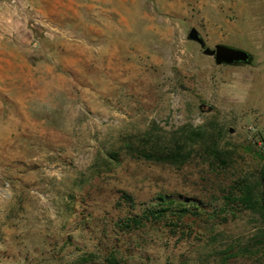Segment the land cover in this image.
<instances>
[{"label":"rangeland","instance_id":"rangeland-1","mask_svg":"<svg viewBox=\"0 0 264 264\" xmlns=\"http://www.w3.org/2000/svg\"><path fill=\"white\" fill-rule=\"evenodd\" d=\"M260 153L264 0H0V264H264L251 212L207 239L117 227L160 196L230 213Z\"/></svg>","mask_w":264,"mask_h":264},{"label":"trees","instance_id":"trees-1","mask_svg":"<svg viewBox=\"0 0 264 264\" xmlns=\"http://www.w3.org/2000/svg\"><path fill=\"white\" fill-rule=\"evenodd\" d=\"M178 155L179 153H175L174 158ZM215 155L219 156V153L215 152ZM258 157L260 169L242 177V180L234 181L223 191V205L224 208H230V213L220 210L214 204L205 203L203 199L160 196L157 202L151 203L140 213H133L119 220L117 222L119 232L132 235L162 228L168 232H180L181 229L189 231L195 228L193 225H196L200 230L198 233L203 236L202 238L207 239L205 236L213 233L215 227L234 220L237 212H251L264 224V155L260 153ZM123 200L130 204L134 202L133 198L126 194ZM254 239L257 244L264 247V231L257 234ZM249 249L245 247V250ZM118 252L108 254L105 261L118 264Z\"/></svg>","mask_w":264,"mask_h":264},{"label":"water","instance_id":"water-1","mask_svg":"<svg viewBox=\"0 0 264 264\" xmlns=\"http://www.w3.org/2000/svg\"><path fill=\"white\" fill-rule=\"evenodd\" d=\"M188 39L199 43L204 55L214 58L218 65L248 64L252 61L250 53L242 49L226 45H217L214 49L207 48L200 33L195 28L190 31Z\"/></svg>","mask_w":264,"mask_h":264}]
</instances>
